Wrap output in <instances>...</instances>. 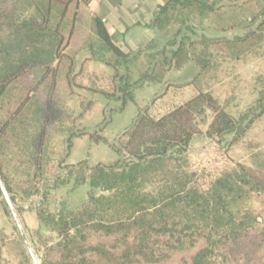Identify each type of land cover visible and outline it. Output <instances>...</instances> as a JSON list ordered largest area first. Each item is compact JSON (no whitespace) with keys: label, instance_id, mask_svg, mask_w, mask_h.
<instances>
[{"label":"trees","instance_id":"16d2710c","mask_svg":"<svg viewBox=\"0 0 264 264\" xmlns=\"http://www.w3.org/2000/svg\"><path fill=\"white\" fill-rule=\"evenodd\" d=\"M215 2L169 1L152 21L156 40L126 52L99 17L84 11L83 0H28L26 10L21 0H0V180L16 215L33 209L49 232H24L38 264H264V154L252 155L251 166L237 163L220 173L206 189L187 158L202 134L197 118L206 112L211 118L204 136L231 137V143L264 112V88L234 117L200 84L217 67L212 50L234 62L252 42L264 43V0H243L253 6L249 15L209 30L231 37L199 35L185 19L176 21L189 12L215 16ZM194 4L200 11H181ZM174 13L178 27L166 32ZM83 50L114 69L109 89L90 91L122 104L146 84L163 91L138 109L114 162L77 164L91 188L88 199L73 207L57 204L50 213L43 202L30 204L61 182L50 143L73 121L65 101L76 85L75 56ZM187 63L191 80L166 82L171 70ZM182 89L191 96L181 104L161 102ZM0 205L11 217L1 191ZM95 236L110 242L94 244ZM186 252L188 258L174 262ZM0 264H33L16 226L13 235L0 233Z\"/></svg>","mask_w":264,"mask_h":264},{"label":"rangeland","instance_id":"374dc122","mask_svg":"<svg viewBox=\"0 0 264 264\" xmlns=\"http://www.w3.org/2000/svg\"><path fill=\"white\" fill-rule=\"evenodd\" d=\"M216 1L214 0L216 3L214 11H220V13H215V16L211 14L210 18H207L198 15L197 12H189L188 17L182 16L175 20L179 24L180 19H185L195 27L199 35L204 31L211 37H231L233 32L213 35L209 30L212 25L220 24L223 27L230 23H238L243 20V17L249 15L253 6L249 3L243 4V0ZM197 5L194 4L181 11H200ZM28 6V0H21L20 9L26 10ZM84 11L87 10L84 8ZM174 15L175 13L172 14V24L165 30L166 32L174 31L178 27ZM199 35L194 36V39L199 38ZM212 52L217 55L214 57L217 67L208 70L201 78L200 84L205 90L211 92L226 111L238 117L255 103L257 91L264 88V43L252 42L249 52L234 62L222 60L223 57L215 50ZM89 57V51L85 50L78 52L75 56L74 83L76 85L73 86V92L65 101V109L73 116V121L63 132L53 135L50 143L52 160L56 165H61L57 172L61 182L47 191V197H37L33 200V204H30L35 206L43 202L50 213H55L54 206L57 204L66 203L73 207L88 199L91 188L86 175L78 174L83 172L75 169L77 164L86 161L89 166H93L97 163L114 162L117 159L115 147L125 142V132L131 127L138 109L150 105L153 98L163 91V86L160 88L159 86H143L136 88L133 91L132 100H127L124 104L109 100L101 93L90 91V88L109 89L114 69L100 61L88 59ZM191 68V63H187L178 73L167 74L166 82L179 84L191 80L193 76ZM210 118V112H206L203 118L202 116L197 118L198 128L202 134L195 137L187 153L190 169L196 173L197 184L202 189H206L220 173L233 168L237 163L251 166L252 155L264 154V112L253 119L239 140L232 143L231 137L220 141L204 136ZM71 166L74 168L70 172ZM94 193L99 194V191ZM23 205L25 208L29 206L28 203ZM2 211L0 205V233L9 235L11 220L9 216L5 217ZM26 221L36 222L35 212L26 216ZM101 240L102 238L96 236L92 238L94 244ZM102 241L109 243L110 239ZM183 254L176 256L174 262L177 263L182 256L189 257L187 252Z\"/></svg>","mask_w":264,"mask_h":264},{"label":"crops","instance_id":"0c3cea01","mask_svg":"<svg viewBox=\"0 0 264 264\" xmlns=\"http://www.w3.org/2000/svg\"><path fill=\"white\" fill-rule=\"evenodd\" d=\"M85 9L90 16H96L101 19L108 29L114 44L123 51H139L156 40L157 34L152 21L157 15L159 9L172 0H83ZM211 1V0H209ZM180 70H183L180 69ZM179 70H171L168 75ZM144 86H162L146 84ZM143 87V86H142ZM191 92L188 90H179L177 93L167 92L162 103L167 102L172 105H179L189 99ZM173 100V101H172ZM160 102V103H161ZM163 108V106H162ZM2 207V206H1ZM3 210V208H2ZM4 216L8 215L2 211ZM34 210L22 211L18 214L20 224L27 235H32L35 231L43 235H49V232L43 227L37 218L36 222L26 221V216L31 215ZM11 220V231L9 235L14 234L15 225ZM13 224V225H12Z\"/></svg>","mask_w":264,"mask_h":264},{"label":"water","instance_id":"95a60500","mask_svg":"<svg viewBox=\"0 0 264 264\" xmlns=\"http://www.w3.org/2000/svg\"><path fill=\"white\" fill-rule=\"evenodd\" d=\"M0 191H1L2 197H3L5 203H6L7 207H8V210L10 212L12 220H13V222H14V224H15V226H16V228H17V230H18V232H19V234H20L25 246H26V249H27L31 259H32L33 264H38V262L36 261L34 255L32 253V250H31L30 245H29V243L27 241V238H26L25 233H24V231L22 229V226H21V224H20V222L18 220V217H17V215H16V213L14 211V208H13L11 202H10V199H9V197H8L4 187L2 185L1 180H0Z\"/></svg>","mask_w":264,"mask_h":264}]
</instances>
